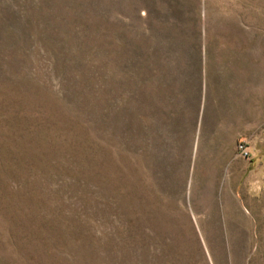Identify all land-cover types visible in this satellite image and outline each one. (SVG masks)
<instances>
[{"label":"rangeland","instance_id":"374dc122","mask_svg":"<svg viewBox=\"0 0 264 264\" xmlns=\"http://www.w3.org/2000/svg\"><path fill=\"white\" fill-rule=\"evenodd\" d=\"M0 264H264V0H0Z\"/></svg>","mask_w":264,"mask_h":264},{"label":"crops","instance_id":"0c3cea01","mask_svg":"<svg viewBox=\"0 0 264 264\" xmlns=\"http://www.w3.org/2000/svg\"><path fill=\"white\" fill-rule=\"evenodd\" d=\"M237 104V103H236ZM245 112L243 113L244 121H243V131L239 129V127L232 126L230 128L225 127L223 124H220V130H221V138L220 140L223 141L225 138L228 141V151L226 155L223 157V163H224V169L229 173V176L232 177L233 180V187L235 189V193L233 195H236V197H241V191H242V185L246 186V179H247V162L238 158L236 156V144L238 141L237 138L239 137H246L247 136V119H246V106H244ZM208 114H207V106H206V100L202 99V101L199 104V113H198V127L199 130L202 127V124L206 120ZM232 212H235L236 214L242 213V210L244 211L245 208L243 207L241 203L236 204L234 207H232Z\"/></svg>","mask_w":264,"mask_h":264},{"label":"built area","instance_id":"2783aa9c","mask_svg":"<svg viewBox=\"0 0 264 264\" xmlns=\"http://www.w3.org/2000/svg\"><path fill=\"white\" fill-rule=\"evenodd\" d=\"M236 154L238 157L247 159L250 156V150L247 143L244 140H239L236 144Z\"/></svg>","mask_w":264,"mask_h":264}]
</instances>
